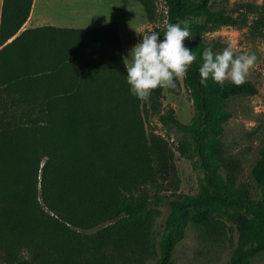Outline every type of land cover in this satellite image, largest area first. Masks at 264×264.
<instances>
[{
  "label": "trees",
  "instance_id": "trees-1",
  "mask_svg": "<svg viewBox=\"0 0 264 264\" xmlns=\"http://www.w3.org/2000/svg\"><path fill=\"white\" fill-rule=\"evenodd\" d=\"M33 1L2 0L0 11V264H172L189 224L234 236L228 264H252L264 252V146L254 192L221 136L228 101L256 87L211 79L203 87L199 75L203 51L221 52L204 33L245 17L214 10L211 0H137L151 23L163 2L160 40L166 23L203 19L184 41L197 59L169 89L179 95L184 87L191 98L193 116L182 123L164 110V88L146 99L131 94L116 22L22 29ZM153 118L186 140L174 144ZM180 157L202 171L193 193L178 192ZM163 204L171 211L155 245Z\"/></svg>",
  "mask_w": 264,
  "mask_h": 264
},
{
  "label": "rangeland",
  "instance_id": "rangeland-1",
  "mask_svg": "<svg viewBox=\"0 0 264 264\" xmlns=\"http://www.w3.org/2000/svg\"><path fill=\"white\" fill-rule=\"evenodd\" d=\"M46 6H35V16L40 11L42 25L57 27H74L89 30L98 26L116 22L119 26L122 50L126 64L130 63L129 54L132 48L142 40V35L155 31L157 26L165 23V6L158 1L157 21H148L143 7L137 0H46ZM214 10H223L233 17H245L246 24L222 25L204 33L203 38L209 44H218L222 51L230 43L235 46V53L255 54L254 67L249 71L246 80L251 81L256 92L239 95L228 101L229 119L223 126L221 136L226 153L239 160L241 165L240 180L251 184L256 192L252 179V169L264 146V0H211ZM237 18V19H238ZM187 27L193 22H203L201 17H191ZM182 82V80H180ZM166 100L164 110L174 109L176 118L182 123H189L193 116V105L189 93L182 87L179 95L164 88ZM154 129L172 139L177 145L179 139L186 140L174 131L166 132L156 118L151 122ZM202 171L195 162L180 157L177 162L178 192L193 193L197 190ZM169 192H165L168 194ZM171 208L167 204L159 207V214L152 224L151 236L156 245L165 225ZM235 245V237L225 234L212 237L202 228L189 224L184 237L177 243L172 264H228ZM150 258L146 264H154ZM252 264H264V252L256 255Z\"/></svg>",
  "mask_w": 264,
  "mask_h": 264
},
{
  "label": "clouds",
  "instance_id": "clouds-1",
  "mask_svg": "<svg viewBox=\"0 0 264 264\" xmlns=\"http://www.w3.org/2000/svg\"><path fill=\"white\" fill-rule=\"evenodd\" d=\"M186 25L187 21L179 20L166 23L163 40L159 39V32L151 31L143 34L142 40L132 48L128 58L130 63L125 65L127 83L133 96L146 99L157 88L175 89L176 81L186 77L197 59L184 45L185 39L191 36ZM256 59L255 54L237 55L231 43L217 53L207 48L203 51V62L199 68L200 84L207 87V81L211 79L220 86L228 81L239 87L245 83Z\"/></svg>",
  "mask_w": 264,
  "mask_h": 264
},
{
  "label": "crops",
  "instance_id": "crops-1",
  "mask_svg": "<svg viewBox=\"0 0 264 264\" xmlns=\"http://www.w3.org/2000/svg\"><path fill=\"white\" fill-rule=\"evenodd\" d=\"M46 0H34L30 16L27 20V22L23 25V28H29V27H37V26H42L41 23H43V16L41 15V12L39 11L36 16H35V6H39L41 8H44L46 6L45 2ZM1 6H2V0H0V11H1Z\"/></svg>",
  "mask_w": 264,
  "mask_h": 264
}]
</instances>
